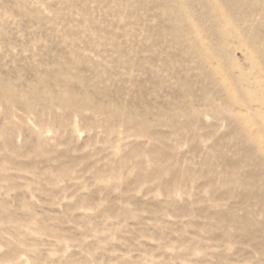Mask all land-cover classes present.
Returning <instances> with one entry per match:
<instances>
[{"label": "rangeland", "instance_id": "rangeland-1", "mask_svg": "<svg viewBox=\"0 0 264 264\" xmlns=\"http://www.w3.org/2000/svg\"><path fill=\"white\" fill-rule=\"evenodd\" d=\"M0 264H264V0H0Z\"/></svg>", "mask_w": 264, "mask_h": 264}]
</instances>
